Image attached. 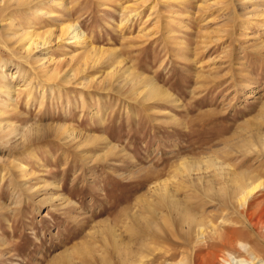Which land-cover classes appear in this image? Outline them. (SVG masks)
Here are the masks:
<instances>
[{
    "label": "rangeland",
    "instance_id": "374dc122",
    "mask_svg": "<svg viewBox=\"0 0 264 264\" xmlns=\"http://www.w3.org/2000/svg\"><path fill=\"white\" fill-rule=\"evenodd\" d=\"M69 23L86 42L59 40ZM0 79L37 127L0 138V264H117L155 220L145 264H193L173 199L225 216L235 246L209 241L213 264L264 263V0H0ZM216 166L261 183L250 217L201 197Z\"/></svg>",
    "mask_w": 264,
    "mask_h": 264
},
{
    "label": "bare ground",
    "instance_id": "6f19581e",
    "mask_svg": "<svg viewBox=\"0 0 264 264\" xmlns=\"http://www.w3.org/2000/svg\"><path fill=\"white\" fill-rule=\"evenodd\" d=\"M30 28H33V27L30 26ZM52 34L53 33L49 34V39L46 38L44 40H42V37L35 39L34 36H31L29 42L31 41L32 43H30L31 45H28L29 46L28 48H26V44H24L23 37L15 38L16 42L15 41L14 42L16 44L21 43L22 45L20 44V47L22 48V51L24 53H29L38 48H40L41 50L43 47H46L47 45H49L51 43L50 40H51ZM59 37H60L59 40H61L62 42H66V40L69 39V42L72 41L70 43L73 45H80L81 42L87 41L85 34L74 23L66 24L61 29ZM75 71H74V74H72L74 75L73 77L77 76V74H79L80 72L79 71L77 73V71L76 72ZM40 73H43V72H40ZM6 76L7 75L5 74L1 76L2 83L6 81ZM79 83L83 84L84 82L83 83L79 82ZM11 93L12 92H11L10 86L9 85L5 86L4 89H0V98H2L4 95H7L9 96V99L12 100L13 97L11 96ZM32 97H33V94L31 93L28 98L29 102H30V99H32ZM1 102H0V138L4 142L3 144L5 143L11 144V140H12L11 136H14L17 139H20L21 142L22 141L26 142L30 136L34 135L37 132V127L35 128L32 125L31 127L24 128L23 126L16 125L15 120L22 119V114H23V113H20L19 111V109L21 108V105L17 102V100H15L11 105L4 107V109H3L4 102L3 103ZM27 106L28 104L25 107L26 109H28ZM214 168H215V172L213 174L208 172L209 173L208 176H207L208 173H204L206 174V176L200 177L201 181L204 180L205 182H207V183L202 182L199 188L196 187L201 197H203L204 199L211 200L212 202H216L217 206L221 209V211H225L226 209H231L235 211L236 213H238L239 215H242L244 217H248V216L250 217L249 212L250 210H252V208L255 207L254 203L257 197L255 195V191H256V188L261 185V183L257 180L255 181L250 178L248 179L246 178L245 175H241L240 177H238L237 175L239 174L234 173L231 170L224 169L221 166L219 167L216 166ZM210 174L213 177H215L214 180H212L209 177L211 176ZM163 207H165L164 209H166L167 211L165 214V219L168 220L167 222L171 224L172 228L177 229V231L181 235L182 240L185 242L184 246H188L191 248L192 251L189 254L187 253L186 257L187 258L190 257L194 259V263L192 262L193 264L195 263L196 264H213L216 257L221 256V258H224L223 255L218 254V253L222 254L223 252L221 251L219 252L215 251L211 253L208 252L207 248L210 247L209 241H212V243L214 242L213 244H215L216 242L219 243V246L212 245L211 246L212 248H219L220 250H224L227 248H234L235 242L233 240V237L230 236L228 232V230L230 229H227L225 226H223V223H225L224 219H226L223 214L221 215V218H219V220H213V219L208 220L203 216H198V214H196L193 211L191 212L185 209L184 207L181 206V204L178 201L174 199L167 201V203L165 202V205ZM199 209H203V207L195 206V210H199ZM153 223L154 224H150V223L147 224L146 227L142 231L144 234L145 240L143 242L144 245L141 247L140 251L138 253L130 252V251L124 252L123 250H120L119 252L117 251L118 255L115 256L118 258L117 264H145L147 262V259L151 255H154L153 253L155 251L154 249L155 245L154 244L151 245L150 238L158 241L164 237L162 234L166 231L164 230V228H161L162 222L160 220H155V222ZM163 224H166V223L164 222ZM219 227L224 232L219 231L220 230ZM146 242H149V243L146 244ZM195 243H200V245L195 246ZM172 253L174 252H171V254ZM157 256H160V255H156L155 257ZM163 261H165V259ZM151 262L153 261L151 260ZM108 263L106 262L104 264H108ZM109 264H113V263L110 262Z\"/></svg>",
    "mask_w": 264,
    "mask_h": 264
}]
</instances>
